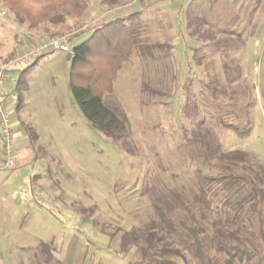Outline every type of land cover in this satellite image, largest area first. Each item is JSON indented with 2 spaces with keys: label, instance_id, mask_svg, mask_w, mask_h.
I'll return each mask as SVG.
<instances>
[{
  "label": "rangeland",
  "instance_id": "1",
  "mask_svg": "<svg viewBox=\"0 0 264 264\" xmlns=\"http://www.w3.org/2000/svg\"><path fill=\"white\" fill-rule=\"evenodd\" d=\"M87 1L82 16L29 28L0 0V65L43 42L32 39L65 36L69 47L40 54L22 76L8 69L0 81L16 161L0 170V264H131L135 250L121 233L154 218L156 195L188 185L193 163L183 133H195L200 121L224 150L264 163V0ZM133 12L139 35L101 94L127 126L108 137L77 106L68 63L93 26ZM17 120L35 130V145ZM247 120L245 137L219 125Z\"/></svg>",
  "mask_w": 264,
  "mask_h": 264
},
{
  "label": "trees",
  "instance_id": "2",
  "mask_svg": "<svg viewBox=\"0 0 264 264\" xmlns=\"http://www.w3.org/2000/svg\"><path fill=\"white\" fill-rule=\"evenodd\" d=\"M1 1L29 28L42 23L61 24L68 16H82L89 6L87 0ZM104 1L112 4L117 0ZM138 18L133 12L96 24L70 55L73 98L88 122L108 137L124 132L127 121L104 105L101 94L111 91L117 72L131 52L139 35L134 26ZM156 47L172 46L159 42ZM41 56L16 70L22 76ZM19 124L29 143L35 145V130L23 121ZM249 124V120L242 127L219 123L238 137L249 134ZM201 127L202 121L195 133L187 129L183 133L193 163L187 172L188 185H183V180L179 189L156 195L154 218L121 233L122 241L135 250L131 264H264V163L247 151L224 150L214 132Z\"/></svg>",
  "mask_w": 264,
  "mask_h": 264
},
{
  "label": "built area",
  "instance_id": "3",
  "mask_svg": "<svg viewBox=\"0 0 264 264\" xmlns=\"http://www.w3.org/2000/svg\"><path fill=\"white\" fill-rule=\"evenodd\" d=\"M4 14V11L1 12ZM58 49L61 51L68 52V38L65 36L49 38L39 44L34 45L31 49L26 51H17L14 55L8 60L0 65V81L4 76L5 71L15 67H21L30 64L33 62L40 54H43L49 50ZM0 124L3 126V132L6 136V153L5 158L0 161V170L2 169H11L15 166L16 161L11 156L10 151V125L8 120V114L2 107L0 102Z\"/></svg>",
  "mask_w": 264,
  "mask_h": 264
},
{
  "label": "crops",
  "instance_id": "4",
  "mask_svg": "<svg viewBox=\"0 0 264 264\" xmlns=\"http://www.w3.org/2000/svg\"><path fill=\"white\" fill-rule=\"evenodd\" d=\"M49 37L48 36H44V37H41V38H37V39H32L31 41H36V43H38V42H40V41H45V40H47ZM9 118V117H8ZM9 120V119H8ZM18 121V124L16 125V126H18V128L20 129V130H22L21 128H20V120H17ZM12 123H11V120H9V125H11ZM23 132H24V130H22ZM25 133V132H24ZM26 135V134H25ZM26 140H28V138H27V136H26ZM29 142V141H28ZM2 160V159H1ZM0 160V161H1ZM16 164V163H15ZM13 169V168H12ZM0 183H1V173H0ZM0 187H1V185H0ZM1 205H2V207L5 209H8V208H10V204H8V201H6V198L5 197H3V196H1Z\"/></svg>",
  "mask_w": 264,
  "mask_h": 264
},
{
  "label": "water",
  "instance_id": "5",
  "mask_svg": "<svg viewBox=\"0 0 264 264\" xmlns=\"http://www.w3.org/2000/svg\"><path fill=\"white\" fill-rule=\"evenodd\" d=\"M69 64V63H68Z\"/></svg>",
  "mask_w": 264,
  "mask_h": 264
}]
</instances>
